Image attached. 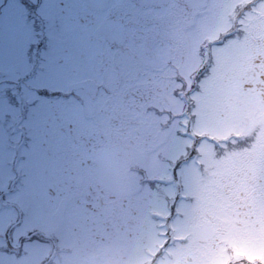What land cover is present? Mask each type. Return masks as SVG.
Masks as SVG:
<instances>
[{
    "label": "flooded vegetation",
    "instance_id": "af4514ba",
    "mask_svg": "<svg viewBox=\"0 0 264 264\" xmlns=\"http://www.w3.org/2000/svg\"><path fill=\"white\" fill-rule=\"evenodd\" d=\"M12 1L10 12L2 11L7 6V3L3 4L0 18H14L17 23L23 20L26 26L21 31L28 33L25 40L31 39L18 48L11 44V51L1 47L3 52L5 48L7 50L8 59L4 60L22 66L23 72L22 80L20 70L8 76L0 71L3 74L0 77V168L6 166L2 162L10 163L11 168L20 170V181L23 180L18 190L12 191L11 188L9 191V194L20 195V201H14L17 204L14 210L26 214L32 207L33 198L38 199L34 209L39 216L33 222L44 228L43 204L44 199H48L56 204L57 212L51 214L53 222H57L54 216L72 217L77 232L66 236V241L59 242L58 264H193L194 260L191 257L185 260L183 254L177 259L175 250L178 239L192 238L190 233H180L176 223L178 219L182 221L181 227L187 226L184 219L192 217L190 207L193 201L172 197L168 186L160 185V177L168 173L177 194H191L192 186L182 182L180 176L191 166L194 151L201 160L208 156L204 149L198 148L199 153L196 149L209 137L203 139L204 136L200 135L206 133L197 132L193 99H189V105L181 104L180 95L174 88L176 76L169 84L163 80V86L169 93L161 110L159 101L164 91L161 79L157 77L160 69L156 67V61H163L155 49L169 50L175 62L178 51H182L181 61L185 62L190 44L187 31L199 28L196 27L199 23L206 24V35H217L221 42L219 53L223 61H233L239 48L247 55L242 67L230 79H224L218 73H206L205 76H209L207 80L211 79L216 85L225 81L221 91L229 101L244 102L251 96L264 111V0ZM102 6H106L105 9L98 10ZM32 18L43 34L51 21L50 30L60 24L65 34H88L91 44L103 42L112 53L109 64L105 59L104 64L95 68L98 79L105 81L102 90H95L98 83L92 81L93 93L89 90V96H73L77 106L61 105L51 117L48 109L44 108V100L33 101L30 88L32 66L37 63L33 59V49L36 53L40 46L44 47V36L41 42L34 44L32 41ZM5 30L0 24V35ZM205 53L208 72L217 53L211 54L209 48ZM115 64L121 67L113 70ZM145 79L148 82L146 89L142 87ZM41 94L44 98L43 91ZM38 101L41 104L34 105ZM178 120H184L185 124H179ZM169 124L175 127L173 132L176 135L164 138V142H170L160 146L161 126ZM240 125L243 131L247 128L244 127L246 123ZM249 130L244 142L256 146L257 140L249 138L255 126ZM217 131L227 132L222 124ZM132 133H136V137H129ZM260 135L264 138V131ZM222 141L225 142V138ZM102 145L106 149L112 146V156L122 167L118 180L126 187L120 193L121 196L127 195L124 203L123 200L115 201L112 206L117 196L109 187L93 188L64 182V164L78 159L82 165L87 162L95 175L99 174L104 166L99 155ZM133 146L140 148L133 149ZM86 147L88 152L84 154L82 151ZM172 152L174 154L169 155ZM219 157L221 170L218 168L217 175L221 173L222 176L221 185L216 187L227 189L229 207L237 206V210L245 212L246 206L250 209L256 202L253 196L262 192L264 165L257 173L258 177L248 168L237 172L229 170L225 176L224 154L220 153ZM262 157L264 159V153ZM108 166L105 171L112 174L114 169ZM40 176L47 177L43 191L37 190ZM134 180L137 184L133 183ZM17 182L13 177L10 186L14 187ZM204 188H208L204 183L195 186L194 193H202ZM129 189L133 197L139 193L143 196L148 194L147 202L135 200L127 203V198H132L128 195ZM83 215H88V218ZM249 216L253 218L254 213L243 217L248 219ZM201 238L198 241L207 245L220 240L214 234ZM55 239L59 240V236ZM214 246L216 243L212 244ZM214 249L211 248L212 253L208 250L207 254L211 253L213 262L217 263L219 256ZM209 261L208 258L206 263ZM197 263L204 264L203 258Z\"/></svg>",
    "mask_w": 264,
    "mask_h": 264
},
{
    "label": "rangeland",
    "instance_id": "374dc122",
    "mask_svg": "<svg viewBox=\"0 0 264 264\" xmlns=\"http://www.w3.org/2000/svg\"><path fill=\"white\" fill-rule=\"evenodd\" d=\"M12 0L8 1H0V5L2 9V6L4 3H7V6L2 9L3 12L5 10L7 12H10V5L12 4ZM14 3V2H13ZM106 6L99 7L98 10L105 9ZM82 9V8H81ZM83 10H86V8H83ZM14 18L10 17H1L0 18V24L5 27V31L2 35H0V65H4L5 68L8 71H15L13 68H17L20 70L21 67H13L11 64L17 65L14 62H6L4 59H8L7 57V50H10L9 47L11 44L15 45L18 48V45L23 44L24 42H31L30 40H25L26 36L28 33L25 31H21V28L26 26L23 20H20V22H14ZM36 22L34 21L31 24L32 31L34 33V30L36 29L35 26ZM79 24V23H78ZM50 25L51 21L48 23V29L47 34L49 36L47 37L46 34V39H45V44L44 47L39 48V50H36V53H33L35 61H37V70L36 72H32V81L30 82L31 90L33 91V101H35L36 98L34 96L40 95L41 91L43 92H53L58 95V91L67 94L68 92H75L76 95L78 94H86L89 96V90H92L91 93L94 92V87L92 85V88H89L88 84L90 81H95L97 82L98 85L95 88V90L101 91L103 88L104 84V79L99 78L96 76L95 68L97 69V66L100 64L108 62L112 58V53L110 48L103 43H96V44H79L80 43V37L81 34L77 33H72L68 34L66 33V36L63 34V30L61 26H59L56 29L50 30ZM77 25V24H75ZM206 24H197L195 30H192L189 32L187 31V35L190 38V44H194L192 41L196 39L197 36H199L201 33H203L205 30ZM79 31V30H78ZM35 34H32L34 36ZM36 39H32L33 43H35ZM84 40V37H83ZM78 43H77V42ZM44 42V40H43ZM72 42V43H70ZM71 44V46H70ZM75 45V46H74ZM197 44L194 45V51H193V56L192 60L190 63V69L188 71L191 72L198 70L199 66L198 64L200 63L198 59V47H196ZM70 46V48H69ZM74 46V48H73ZM1 47H7V50L3 52ZM6 49V48H5ZM219 48H214V51L216 50L217 53ZM11 51V50H10ZM155 52L157 53L158 56L161 57V61L159 62L156 61V67L160 69V74H158L157 77H159L160 84L162 87V90L164 91L162 93V97L160 99V108L161 110L164 108L165 103L164 101L166 97H168V90H165V87L163 86V80L166 79V84H169L171 82H174V78L177 74L182 73V70H180V67L187 69L188 66L186 65L187 63L183 62H177V64H173L176 60L175 57L169 55V50L165 49H159L156 48ZM114 53V52H113ZM179 58V57H178ZM177 58V59H178ZM234 60L237 62L233 61H223L222 60V55H218L217 59H219V64L216 65H210L209 69H213L211 73L213 74H221L223 75L222 77L224 79H230V77L234 76V73L237 74V71L242 67L243 65V60L247 58L246 51L244 52L243 49L239 48L237 52L234 53ZM173 61V62H172ZM170 62H172L170 64ZM100 67V66H99ZM121 67L119 64H115L112 66L113 70ZM93 70V71H92ZM193 70V71H192ZM16 72V71H15ZM26 72V71H25ZM93 72L95 77L93 78ZM184 73V72H183ZM209 73V72H208ZM23 74V73H22ZM20 76V79L23 80V76ZM20 75V74H19ZM184 75V74H183ZM115 76V75H113ZM185 78L188 81L186 85H188V90L191 88L189 86L190 84V76L187 75V73L184 75ZM200 79V78H199ZM177 80L175 81V83ZM223 84L218 83V85L215 84L214 82V87L210 88L208 86V82L206 78L202 79L200 82L199 87L196 86L195 90L198 88L199 92L198 94H194V100H195V105H196V119H195V126L196 129L198 130L197 132L200 133H214V134H221L224 132L217 131L218 125L216 122H213L208 113L217 120L221 121H228V120H235V122H230L227 123L226 130L227 131H235L241 129V126L239 123L246 125L245 131V136L248 135L247 132H249L250 127L253 129L255 126V130L253 135H251L249 138L252 140H257V145L258 149L255 148V150H252L255 155L257 156L258 159L257 161L255 160L253 162L251 174H254L258 177V172L260 171L262 165H264V159L262 157V153H264V148L263 146H260L261 143H264V138L261 133L264 131V111L262 108L259 106L257 100H255L253 97L249 96L247 97L244 102L238 101V100H233L229 101L225 93H223L222 88L223 85L226 84L225 81H221ZM174 83V85H175ZM148 82L146 79L144 80V89L147 88ZM178 89L182 88V85L178 83L177 85ZM208 87V88H207ZM84 92V93H83ZM186 92V91H185ZM84 95V97L86 96ZM73 96V95H72ZM72 96L67 98V99H58V97L54 100H50L48 98H45V93H44V108H47L49 113V116H54L56 110L60 108L62 105L61 102H75L72 99ZM166 96V97H165ZM243 101V100H242ZM157 102V103H159ZM207 102V104H206ZM235 105H234V104ZM233 104V105H232ZM66 104L65 106H68ZM71 106H76V103H70ZM91 121H89V124ZM253 125V126H252ZM161 135L159 137V141L162 139L160 146L164 145V143L170 142H164V138L166 137H174L176 134L173 132L174 131V126L172 124H169L168 126L165 127L162 125L161 126ZM241 131V132H244ZM129 137H136V133H132L129 135ZM175 140L173 141V143ZM157 147V146H156ZM133 149L140 148L139 146H133ZM155 148V147H154ZM199 149H205L206 152L211 148V145L208 143L203 142L201 145H198L196 151L198 152ZM251 146H246L243 147L242 149H246V151L243 153L242 156H246L251 149ZM199 153V152H198ZM174 154V152L170 153L169 155ZM115 158H111L107 162L109 164V168L114 164L116 168L120 171V166L117 164ZM255 164L257 165V168L255 167ZM191 166L186 168V171L184 174H181L180 180L182 182H185L189 185L192 186V191L191 194H183L184 196L187 197L188 195V200L191 199V197L194 199L199 198L201 199V203L193 201V204L190 208L192 214V217L188 216V218L184 219V223L187 224L185 227H181L182 221L177 219V229L180 233H185L188 235V233L192 234V238L190 240H186L182 243H176V246L182 247L181 252L183 253L184 257L189 256L188 254H191L193 256H198V259L195 260V264L200 260V258H204L205 256L207 257V251L211 247V243L209 244H203L200 241L196 243L195 240H200L203 239L201 237L208 235V231L210 230V234H215L218 235L221 239L226 240L227 236L231 235V238L233 239L231 242V246L235 247L236 250L238 251V254L234 257L238 260L246 261L248 263H251L256 261L257 264H264V253L260 251L258 247H256V250L253 251L250 247L251 244H260L261 247L264 248V196L262 197L261 195H264V177H263V183L261 185L262 187V192L257 193L254 197L258 200L257 205H254L255 202L252 204L254 205V208H248L247 206L245 207L246 211L241 212L240 210H237V206H231V207H226V202L228 200L227 194V189L222 188V194H219L217 189L219 190V187H216L214 190L211 189V185L215 182L212 178L205 177V175L198 170H196V167H194L192 164ZM63 170L65 173V178L64 182H69L75 183V184H83L86 187L93 186L97 187L99 184L105 187H109L110 189L115 192V195L117 198L112 201V206L113 202L115 201H121L123 200V203L125 202L124 199L127 196L126 194L124 196H121L120 193L124 192L126 190V187L119 182L116 178L118 177L114 172L108 175L107 172L102 173L101 175L99 174H94L93 171H91V167L87 165H82L81 161L75 160L72 162H68L64 164ZM7 172L2 173V169L0 170V175L5 178V175ZM8 178L10 175H7ZM134 184H137V180H134ZM202 183L206 185L208 188H204L202 193H199V195L194 193L195 191V186L199 187ZM195 185V186H194ZM101 186V187H102ZM258 186V185H257ZM168 193L173 196L174 194V189L173 187H168ZM114 194V193H113ZM131 194V189L128 190V195ZM132 198H127V203L131 201H144L145 203L147 202L146 198L148 197V194H145L143 196L142 193L137 194L136 196L133 197V195H130ZM208 197V200H207ZM224 199L223 205L221 204L220 199ZM149 204H147L148 207ZM142 206V203L141 205ZM119 207H121V202L119 204ZM146 207V209H147ZM25 209V208H24ZM142 211L144 212L146 211ZM35 212L33 209L27 210V216L28 218L25 220L23 219L21 229L20 230H25L29 225H31V215ZM251 212H254L255 217L249 218L248 220H245L243 216L251 214ZM125 215V214H124ZM242 215V217H241ZM4 215L1 216V220L4 219ZM70 216H66L68 219ZM125 217V216H124ZM130 218V217H128ZM53 219L57 220V224L61 222L62 219H60V215L57 217L54 216ZM1 224V221H0ZM64 224V222H63ZM64 225H67L65 223ZM150 225V224H149ZM71 227V230L74 228L72 225H68ZM67 226V227H68ZM188 228L190 229L188 231ZM151 229V226L150 228ZM87 230V229H86ZM177 234V232H176ZM62 236V233L60 231V234ZM57 236V235H56ZM18 238V237H16ZM20 238L16 239L14 242H19ZM230 243L229 241L226 242ZM250 243V244H249ZM49 244L47 241H44V244L40 243L39 240H36L35 238L32 239L31 242L24 241L22 242L20 246H22L23 252L18 253L21 255V261L22 264H41L40 259H44V264H55L58 262V255H55L52 253V248L48 246ZM219 245V244H218ZM220 244L219 251L222 249H227V247L222 246ZM245 245V246H243ZM1 246V243H0ZM228 246H230L228 244ZM255 247V246H254ZM175 249L176 253H179V249ZM257 251V252H256ZM50 256H53L52 262L48 263L46 262L47 259L50 258ZM233 257V255L231 256ZM233 257V258H234ZM179 259V258H178ZM20 261L19 259H14L12 261L13 264H18Z\"/></svg>",
    "mask_w": 264,
    "mask_h": 264
},
{
    "label": "snow or ice",
    "instance_id": "6c2138e0",
    "mask_svg": "<svg viewBox=\"0 0 264 264\" xmlns=\"http://www.w3.org/2000/svg\"><path fill=\"white\" fill-rule=\"evenodd\" d=\"M35 51V49H33ZM37 185H38V191H43L44 188L47 185V177L44 176H40L38 177V181H37Z\"/></svg>",
    "mask_w": 264,
    "mask_h": 264
},
{
    "label": "bare ground",
    "instance_id": "6f19581e",
    "mask_svg": "<svg viewBox=\"0 0 264 264\" xmlns=\"http://www.w3.org/2000/svg\"><path fill=\"white\" fill-rule=\"evenodd\" d=\"M231 159L235 162V164H237L239 167H244V163H243V161L239 158V157H237V156H235V155H231ZM211 189H215L214 187H211Z\"/></svg>",
    "mask_w": 264,
    "mask_h": 264
}]
</instances>
